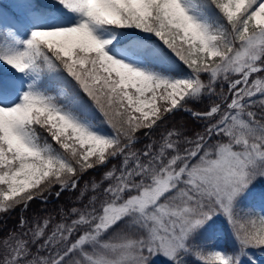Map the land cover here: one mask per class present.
<instances>
[{
	"label": "snow or ice",
	"instance_id": "obj_1",
	"mask_svg": "<svg viewBox=\"0 0 264 264\" xmlns=\"http://www.w3.org/2000/svg\"><path fill=\"white\" fill-rule=\"evenodd\" d=\"M56 186L0 264H258L264 0H0V214Z\"/></svg>",
	"mask_w": 264,
	"mask_h": 264
},
{
	"label": "trees",
	"instance_id": "obj_2",
	"mask_svg": "<svg viewBox=\"0 0 264 264\" xmlns=\"http://www.w3.org/2000/svg\"><path fill=\"white\" fill-rule=\"evenodd\" d=\"M193 107H203V105H193ZM176 114L187 115L183 112H178ZM99 116V114H97ZM177 121V119H176ZM173 123H176L177 126L183 124L182 122H174L172 116H169L168 119L161 125V128L156 130L154 134V138L159 135L161 131L165 128L173 127ZM191 133L193 131H202V125L199 122H195L190 120L188 126L186 127ZM190 133V134H191ZM189 134V135H190ZM139 137L143 136V131L138 134ZM148 139L145 137L143 140L140 141V144L137 147H142L144 144L148 143ZM116 163V161H113ZM111 167V165H109ZM104 169L93 170L89 171L82 180L80 181L81 185L83 186L85 181L91 180L93 178L99 179ZM59 191V186H56L52 189L51 194L45 193L44 198H37L34 199L28 205L26 211H22L20 207H17L14 211L9 213L1 214L0 218V229L3 230V234H7L10 229H15L17 227L18 221L21 216L27 218L30 222L34 217H52L55 220H59L60 216L63 212L67 211L69 208L73 206V202L77 195L76 192L73 191H64L59 198L56 196V192Z\"/></svg>",
	"mask_w": 264,
	"mask_h": 264
},
{
	"label": "rangeland",
	"instance_id": "obj_3",
	"mask_svg": "<svg viewBox=\"0 0 264 264\" xmlns=\"http://www.w3.org/2000/svg\"><path fill=\"white\" fill-rule=\"evenodd\" d=\"M10 2H11V0H3V4L5 5V7H7L10 4ZM97 118H99V116H97ZM189 118H190V120H192L190 116H189ZM186 130H187L188 134L191 133V131H189L188 129H186ZM0 218H1V214H0ZM254 255H255L256 259L258 260V264H264V254H262L259 251H254ZM156 264H161V261L157 260Z\"/></svg>",
	"mask_w": 264,
	"mask_h": 264
},
{
	"label": "bare ground",
	"instance_id": "obj_4",
	"mask_svg": "<svg viewBox=\"0 0 264 264\" xmlns=\"http://www.w3.org/2000/svg\"><path fill=\"white\" fill-rule=\"evenodd\" d=\"M172 118L174 119V122H182L183 124H180L177 126L176 123H173V126L176 127H180L183 126L185 129L188 126L189 122H190V118L188 115H182V114H175L172 116ZM177 119V121H176Z\"/></svg>",
	"mask_w": 264,
	"mask_h": 264
}]
</instances>
